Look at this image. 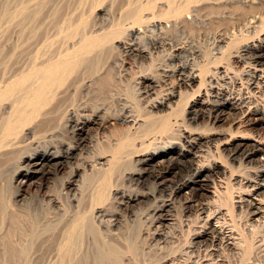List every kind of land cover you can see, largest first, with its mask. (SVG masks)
I'll return each mask as SVG.
<instances>
[{"label": "bare ground", "instance_id": "obj_1", "mask_svg": "<svg viewBox=\"0 0 264 264\" xmlns=\"http://www.w3.org/2000/svg\"><path fill=\"white\" fill-rule=\"evenodd\" d=\"M108 192L134 222L154 206L156 228L183 202L188 248L255 264L264 0H0V264H126L136 236Z\"/></svg>", "mask_w": 264, "mask_h": 264}, {"label": "rangeland", "instance_id": "obj_2", "mask_svg": "<svg viewBox=\"0 0 264 264\" xmlns=\"http://www.w3.org/2000/svg\"><path fill=\"white\" fill-rule=\"evenodd\" d=\"M12 37L14 39V40H12V41H14V43H19L18 38L15 37V35ZM146 40H147V38H146ZM117 54H119V53L116 52L115 56ZM158 54L159 53L153 54V58H158V60H159L160 58H165L167 56L165 51H164V53H161L159 55ZM120 55L124 56L125 54L121 53ZM125 58H129V57H125ZM191 97L189 96L190 100H191ZM190 100H189V102H190ZM224 158L225 157L223 154L222 159H224ZM229 183H230V181L227 183V186L229 188L226 187L227 190L226 189H225V191L223 190V193L220 195L221 196L220 201L222 204H224V205L226 204V206L228 208H230L231 213L233 215H236L239 219L241 216L239 214H241L243 212L237 213L238 211H237V208L235 207L236 204L234 203L235 198H234L233 190H231V187L228 185ZM111 196H112V194L110 192H108L105 195V198L108 197L110 199H108V201L105 199L106 201H105L104 205L107 208H109L112 212H121L122 213L123 220H124V223H123L124 227L122 228V231H123L125 236L128 235L129 233L134 234L133 235L134 237L136 236L135 239L137 242L136 244L138 246V252L136 255L132 252L131 253L128 252L129 254L125 253L126 255L125 254L123 255V259H124L126 264H130V263L131 264H154V263H157V261L159 262L161 259H163V257H165L167 254H170V255L175 254L174 257L176 259L173 257L172 260H174V261H171L172 264H202L203 260L206 258L210 262L216 263L217 259H219V257H220L218 255V253L220 255H222V257L227 258L226 260L231 264H243L241 262V258L238 257L237 255H235L233 252L229 251V249H227L224 244L219 245L218 252H216L217 254H215V255L210 253L211 252L210 247L209 248L208 247L203 248L204 246H200V247H198V249H194V250H191V248H188L190 243H191V236H192V233L194 232V227H195L194 224L196 222H195V218L193 215H189V216H188V214L184 215L185 210H188V208H187V205L184 204L183 202H181V203L176 202L175 205L173 206L172 213H173V215L177 216V219L174 221L175 224L173 223L172 226H170V227H166L165 225H160V226H158L159 228H156V226H154V224L152 222L154 220L153 218L155 217V216H153V207L154 206H152L151 204L150 205H147V204L142 205V210H141L142 215H140L141 216L140 222H134L135 217L133 215H131L130 212L123 210L124 207L122 205L119 206V203L115 202V200L113 201ZM245 214H242V216H241L242 219L241 218L239 219V222H240L239 228L242 229L240 231L241 232L243 231L242 233L244 235L246 232V235L248 238V234H247L248 228L245 229V227H244L245 222L248 221V218L245 216ZM192 220H193L194 224L192 223ZM256 228L258 231L256 230ZM253 229L255 230V232L253 230L254 234H257L260 231L259 227H254ZM157 233H163V235H158ZM260 233L264 234V230H261ZM165 234L168 235V237L166 239H164ZM249 238H250V236H249ZM167 240H169V241H167ZM248 240L251 241V238ZM248 240L246 241V243L251 244L252 241L249 242ZM247 244H246V247L247 248L250 247V249L248 248V250H250V251H252V249H254L256 247L255 246L253 248L252 244L251 245L250 244L247 245ZM255 253L257 256L254 255ZM210 254L213 255V256L211 255V257L213 259L210 257ZM250 254L251 255L253 254L252 256L255 257L256 260L253 257V260H255L254 261L255 264H264V249L263 248H261L260 250L258 248H255L252 251V253H250ZM250 254H248V255L251 258L252 256ZM131 256H132V258H131ZM125 259H127V260H125ZM131 259H133V260H131ZM128 260H130L131 262H128ZM213 260H215L216 262Z\"/></svg>", "mask_w": 264, "mask_h": 264}]
</instances>
